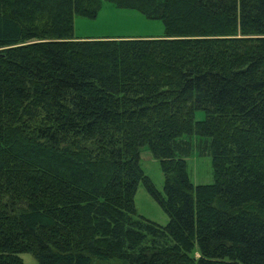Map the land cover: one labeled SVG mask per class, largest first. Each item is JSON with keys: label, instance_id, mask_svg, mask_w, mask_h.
Wrapping results in <instances>:
<instances>
[{"label": "trees", "instance_id": "trees-1", "mask_svg": "<svg viewBox=\"0 0 264 264\" xmlns=\"http://www.w3.org/2000/svg\"><path fill=\"white\" fill-rule=\"evenodd\" d=\"M104 2L165 36L76 38ZM193 138L213 184L190 180ZM141 182L166 226L137 216ZM22 254L264 264V0H0V264Z\"/></svg>", "mask_w": 264, "mask_h": 264}, {"label": "rangeland", "instance_id": "rangeland-1", "mask_svg": "<svg viewBox=\"0 0 264 264\" xmlns=\"http://www.w3.org/2000/svg\"><path fill=\"white\" fill-rule=\"evenodd\" d=\"M74 36L86 39H123V38H162L165 36V25L162 21L149 20L135 10L118 9L104 2L96 19L89 20L75 17ZM206 117L203 111L196 113V121ZM197 139L193 138L195 149L188 158L190 180L195 185H210L214 183L212 160L208 153L199 150ZM141 166L145 174L152 180L155 188L164 194L165 176L160 162L144 150L141 156ZM135 207L138 217H145L161 226L169 223V216L159 202L147 191L144 183H140L135 196ZM25 264H37L32 254H22Z\"/></svg>", "mask_w": 264, "mask_h": 264}]
</instances>
